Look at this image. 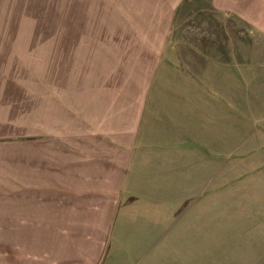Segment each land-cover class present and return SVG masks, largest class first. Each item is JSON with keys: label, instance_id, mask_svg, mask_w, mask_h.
Listing matches in <instances>:
<instances>
[{"label": "rangeland", "instance_id": "374dc122", "mask_svg": "<svg viewBox=\"0 0 264 264\" xmlns=\"http://www.w3.org/2000/svg\"><path fill=\"white\" fill-rule=\"evenodd\" d=\"M209 2L0 0V199L18 192L21 141L34 140V134L65 135L70 124L78 127L85 105L107 108L113 94L107 83L127 81L128 90L132 81L144 83L171 42L172 12L177 38V22L200 21L202 4ZM253 35L249 31L248 42L235 35L238 46L229 63L216 56L212 66L207 60L206 73L191 78L175 68L167 47L162 76L170 89L164 96L219 102L203 103L211 129L203 131L200 150L186 154L185 169L170 171L169 185L153 186V200L145 204L135 201L129 187L111 235L92 230L104 247L107 237L105 264H264V47L253 44ZM204 39L208 45L216 40ZM241 46L250 48V63L238 57ZM202 64L195 68L206 70ZM2 209L14 215L2 217ZM18 210L16 199L0 201V264L46 263L49 239L59 242L64 234L20 233L24 219Z\"/></svg>", "mask_w": 264, "mask_h": 264}, {"label": "crops", "instance_id": "0c3cea01", "mask_svg": "<svg viewBox=\"0 0 264 264\" xmlns=\"http://www.w3.org/2000/svg\"><path fill=\"white\" fill-rule=\"evenodd\" d=\"M182 4H178V12ZM261 5L264 6L263 1ZM253 10H260L261 14ZM201 11L204 16L200 21L183 22L184 25L180 21L183 19L177 22L182 25L177 38L175 11L172 12L167 33L172 43L167 47L173 50L175 68L184 75L191 78V74L206 73L209 65L217 63V57H224L221 62L229 63L238 46L235 35L248 42L252 39L250 31L254 34L253 44L264 47V22L259 21L264 12L258 0H210L202 4ZM207 35L216 38L213 45H208L207 39L201 40ZM167 47L159 53L152 71L146 72L144 83L129 81V90L123 87L127 81L107 83L113 92L107 108L83 106L78 127L70 124L65 135L34 134V140L20 142L18 192L3 194L0 201L17 200V217L24 219L18 226L20 233L64 234L59 242L49 239V255L44 264H105L107 237L103 239L104 247L90 234L101 228V233L111 235L121 214L124 192H130L132 186L135 201H152L153 186H168L170 171L184 170L186 154L200 150L203 131L211 129L207 122L211 121V114L203 103L216 106L219 101L214 97L164 96L167 85L170 89V83H164L162 76L167 69ZM240 50L238 57L249 61L250 48L241 46ZM207 60H211L209 65ZM201 62L207 67L198 71L195 65ZM202 87L199 84L198 88ZM159 89L162 96H158ZM176 90H180L179 85ZM225 100L227 105H234L228 98ZM258 102L261 104L260 98ZM13 215L14 212L2 209V217ZM30 219L39 220L41 225H30ZM94 228L97 231L92 232Z\"/></svg>", "mask_w": 264, "mask_h": 264}]
</instances>
